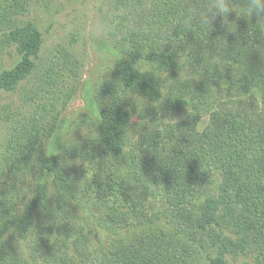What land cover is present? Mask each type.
Returning a JSON list of instances; mask_svg holds the SVG:
<instances>
[{
	"label": "trees",
	"instance_id": "trees-1",
	"mask_svg": "<svg viewBox=\"0 0 264 264\" xmlns=\"http://www.w3.org/2000/svg\"><path fill=\"white\" fill-rule=\"evenodd\" d=\"M27 10L28 0H0V52L15 48L18 53L13 66L0 73V88L6 91L16 90L30 77L42 50L41 30L30 21L16 24V15ZM254 24L247 20L246 29L239 26L240 38L231 35L224 40L213 39L200 25L195 38L203 51H214L225 65L238 66L233 77L237 86L264 100V30ZM155 28L145 30L143 36L161 32ZM193 35L184 33L185 39L157 46L140 38L131 40L125 58L117 64L126 63L128 70L99 86L101 98L108 103L101 110L93 146L63 145L61 124L53 120L51 111L61 99L56 100L55 90L66 66L54 59L41 68L32 90L44 97L54 90L53 98L44 104L42 99L32 112L9 126L4 155L9 184L0 193L1 228L14 229L23 240L34 233L31 254L35 261L64 264L80 257L79 264H196L202 247L205 264H230L228 255H237L245 238L235 240L228 226L246 231L260 225L264 218V105L262 112L253 116L235 106L214 108L203 88L196 90L191 78L181 73L184 55L196 52ZM141 62L157 72L143 71L136 65ZM136 96L138 104L134 103ZM202 101L211 111L209 121L200 129ZM181 114L185 117L176 124L155 126ZM136 118L147 126L134 141L131 131ZM47 137L48 153L41 157ZM114 158H125L128 176L141 174L149 185L159 188L172 225L131 240L112 238L94 250L77 238L73 241L77 255L74 252L65 259V252L73 247L64 244L69 240L65 233L58 245L52 226L72 221L79 160L97 162L99 170L110 169L97 183L99 194L111 197L105 214L110 230L127 229L150 216L136 188L116 180ZM40 168L52 175V185L38 178L33 196L28 197L24 185L38 176ZM208 169L217 175L218 188L203 193V175H208ZM115 183L124 198L119 197ZM9 244L10 239L0 243V264L10 260Z\"/></svg>",
	"mask_w": 264,
	"mask_h": 264
},
{
	"label": "rangeland",
	"instance_id": "rangeland-1",
	"mask_svg": "<svg viewBox=\"0 0 264 264\" xmlns=\"http://www.w3.org/2000/svg\"><path fill=\"white\" fill-rule=\"evenodd\" d=\"M237 2L242 3L243 0H237ZM204 3H207V0H28V10L16 15V24L33 22L43 34V46L40 56L35 59L34 71L25 82L14 91L0 88V193L9 184L4 160L8 128L11 124L23 119L30 111L32 112L42 99L44 104L50 96L53 98L54 90L51 93H45L44 97L36 94L32 88L41 68L54 59H60L66 66L65 74L59 80L55 90L56 100L58 97L61 99L57 102V109L51 111L53 120L61 124L64 133L63 145L79 143L93 146L96 143L101 110L108 103L101 98L99 86L107 79L128 70L126 63L118 66L117 64L120 59L125 58L126 50L132 45L133 38H140L157 46L163 42H174L184 33L185 35L194 34L192 40L196 46L197 56L184 55L182 75L191 78L196 90H198L197 87L203 88L206 99L211 101L214 108L235 106L240 111L249 112L251 116L262 112L263 97L252 95L250 91H246L240 85L237 86L234 81L237 79H233L235 71L239 67L225 65L216 52L203 51L198 47L196 43L199 39L195 37L200 25L195 20L189 26L179 24L184 13ZM228 19L230 23H237L236 33L228 32L223 26L222 17H218L213 23V29L204 28L205 33L213 39L224 40L231 35L240 38L239 26L246 29L247 20L241 18L237 21L235 13H232ZM252 21L256 23L255 18ZM151 27L161 31L159 35L150 33L148 36H143V32ZM17 59L18 53L15 48L0 52V73L13 66ZM136 65L143 71L157 72L147 63L141 62ZM185 70L193 76L187 74ZM201 106L204 116L199 128L203 129L210 119L211 109L206 107L204 102ZM184 117L185 114H181L175 119H167L166 124L159 122L155 126L163 128L171 123L176 124ZM146 126L136 118L131 131L134 141L145 133ZM49 141V137L44 139L41 157L48 153ZM113 163L116 165V180L136 188L150 216L145 221L133 224L127 229L118 232L110 230L105 224V214L108 202L111 203V197L104 198L100 195L97 184L99 180H102V175L107 171L110 172V169L105 171L107 169L105 167L99 170L97 162L79 160L76 163L80 178L77 184L78 198L72 207V221L69 225L52 226L54 240L56 237L58 245L61 246L64 241L65 233L69 240L64 244L67 247H73L71 250L66 249L65 259L68 255L72 256L74 252V255H77L73 243L77 238L85 241L90 249L94 250L99 246L107 245L112 238L124 237L131 240L144 233L157 232L161 227L172 225L170 223L172 216L165 211L166 203L159 188L155 184L149 185L147 177L141 174L128 176L124 165L125 158H114ZM40 170L41 168L38 176H32L24 185L28 197L33 196L38 178L52 185V175ZM203 180L201 192H215L218 188L216 185L219 181L213 169H208V175H203ZM115 185L117 186V183ZM117 188L119 191L122 190L119 185ZM119 191V197L122 198L123 194ZM228 227L230 235L235 240L245 238L244 242L240 243L243 245L240 252L237 255H228L230 264H264V218L258 227H251L246 231L238 230L234 226ZM0 232L10 239L11 257L17 258L21 251L19 264H51L42 259L40 261L33 259L31 247L34 233L27 240H23L19 238L17 231L9 232L5 226L2 228L0 226ZM200 249L201 253L197 252L195 261L196 264H205L206 252L204 248ZM80 260V257L75 261L65 260L64 264H79Z\"/></svg>",
	"mask_w": 264,
	"mask_h": 264
},
{
	"label": "clouds",
	"instance_id": "clouds-1",
	"mask_svg": "<svg viewBox=\"0 0 264 264\" xmlns=\"http://www.w3.org/2000/svg\"><path fill=\"white\" fill-rule=\"evenodd\" d=\"M235 13L237 21L241 18L248 20L249 22L255 18L256 23L254 27L259 30H264V0H243L242 3H238L237 0H207V3L200 4L198 8L190 9L182 15L180 20L181 25L189 26L195 20L199 25L203 27H211L213 29V23L218 17L223 18V26L229 33H236L237 23L229 22V16ZM190 76L191 73L187 72ZM127 97L131 94L125 93ZM135 103L138 104L137 96L134 98ZM146 103V100L143 99ZM176 121V120H175ZM177 122V121H176ZM164 123H167V119H164ZM178 123V122H177ZM3 219L0 220V224H3ZM14 229H9V232ZM7 239V236H0V243H3ZM20 250V248H19ZM20 255L17 258H10V264H19Z\"/></svg>",
	"mask_w": 264,
	"mask_h": 264
}]
</instances>
